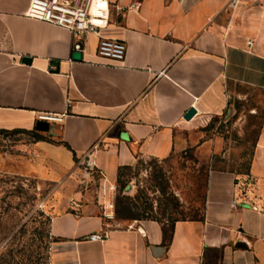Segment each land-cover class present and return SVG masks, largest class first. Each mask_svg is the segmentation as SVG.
Here are the masks:
<instances>
[{
    "label": "crops",
    "instance_id": "0c3cea01",
    "mask_svg": "<svg viewBox=\"0 0 264 264\" xmlns=\"http://www.w3.org/2000/svg\"><path fill=\"white\" fill-rule=\"evenodd\" d=\"M31 1L0 0V133L48 140L0 153L7 172L61 183L75 158L89 156L113 178L141 159L188 151L206 170L184 174L201 202L198 217L113 225L78 204L55 215L51 264H264V131L246 171L203 131L230 113L232 96L264 94L259 25L235 33L220 23L216 0H109L110 25L82 37L83 58L74 62L71 32L28 19ZM102 39L124 42L125 60L99 57ZM191 109L197 114L187 121ZM43 113L64 121L40 132ZM94 234L103 239L92 242Z\"/></svg>",
    "mask_w": 264,
    "mask_h": 264
},
{
    "label": "rangeland",
    "instance_id": "374dc122",
    "mask_svg": "<svg viewBox=\"0 0 264 264\" xmlns=\"http://www.w3.org/2000/svg\"><path fill=\"white\" fill-rule=\"evenodd\" d=\"M216 1V8H222L219 21L227 28L241 34L255 24L264 33V0ZM259 48L264 52V41ZM242 93L246 99L232 96L230 113L211 119L203 131L209 139H222L228 163L246 171L264 131V109L259 107L264 94L251 90ZM38 140L48 138L0 133V153L15 155L21 144ZM75 162L76 170L61 183L11 174L6 163L0 165V264H51V219L75 204L102 212L113 225L173 223L201 214L200 199L184 174L200 171L203 177L206 170L190 151L182 159H141L121 168L113 178L93 167L89 156L75 158ZM201 185L200 196L203 181Z\"/></svg>",
    "mask_w": 264,
    "mask_h": 264
},
{
    "label": "built area",
    "instance_id": "2783aa9c",
    "mask_svg": "<svg viewBox=\"0 0 264 264\" xmlns=\"http://www.w3.org/2000/svg\"><path fill=\"white\" fill-rule=\"evenodd\" d=\"M111 3L109 0H32L26 17L31 20L51 24L71 32L74 38L73 54L82 53V37L86 34H99L111 23ZM252 48L253 42L248 41ZM127 47L124 42L102 39L97 55L103 59L121 63L125 60ZM38 121L48 124H62L64 115L43 113ZM91 241L103 237L94 234Z\"/></svg>",
    "mask_w": 264,
    "mask_h": 264
},
{
    "label": "water",
    "instance_id": "95a60500",
    "mask_svg": "<svg viewBox=\"0 0 264 264\" xmlns=\"http://www.w3.org/2000/svg\"><path fill=\"white\" fill-rule=\"evenodd\" d=\"M83 58L82 53H74L73 54V61L74 62H81ZM24 63H31V60L29 58H24ZM197 114L196 110L191 109L189 112H187L185 119L187 121H190L191 119H193L195 117V115ZM38 131L40 132H48L49 131V125L47 123H40L38 125L37 128ZM239 247H244L242 244H239Z\"/></svg>",
    "mask_w": 264,
    "mask_h": 264
}]
</instances>
